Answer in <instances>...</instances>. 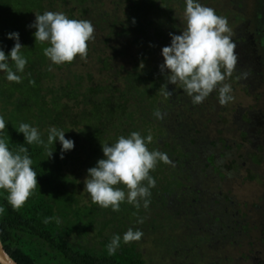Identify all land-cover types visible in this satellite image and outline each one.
<instances>
[{
	"label": "trees",
	"instance_id": "16d2710c",
	"mask_svg": "<svg viewBox=\"0 0 264 264\" xmlns=\"http://www.w3.org/2000/svg\"><path fill=\"white\" fill-rule=\"evenodd\" d=\"M113 1L124 7L127 14L124 26L129 33H135L137 47H143L149 35L146 24H149V13L156 7L155 0ZM102 5V0H0V50L6 55L10 53L16 41L9 39L8 34L17 32L23 46L21 54L27 59L24 72L17 73L22 77L20 83L9 82L6 73L0 72V116L6 121L0 136L7 140L10 150L15 151L21 145L28 148L38 181L33 195L20 209H13L7 202V192L0 190V207L5 209L0 213V239L18 264H145L135 243L123 242L127 231L123 220L125 217L135 222L143 219L156 204L168 200L175 187L170 183L173 179L174 183L179 180L174 178V170L166 175L167 164L158 162L150 172L156 184L150 189L149 207L137 209L121 203L120 216L124 218L117 220L118 228L111 235L103 233L110 220L96 229L94 208L79 205L82 197L79 178L83 175L87 178V170L104 158L102 144L114 143L120 136L127 137L136 131L145 138L152 136V142L147 145L150 151L175 153L168 155L174 158V164L181 165L179 158L185 155L174 149L167 151V144L154 143L162 123L154 112L157 109L162 112L161 104L167 100L161 89L162 75L138 62H133L131 69L118 71L113 67V52L108 56L102 54L118 25L116 19L110 22V33L103 36L101 43L95 46L88 42L87 56H94L97 75L102 77L98 80L91 70L82 73L77 68L79 56L72 63L53 64L43 54V49L50 45L36 41V29L29 27L35 21V13L56 10L70 19L104 23L109 15L101 13ZM9 64L15 71L14 63L9 60ZM21 123L36 127L45 142L49 128L62 129L65 138L74 141V148L64 152L61 159L62 145L57 139L50 146L53 155L48 158L43 146L26 143L23 133L17 131ZM176 169L190 170L186 166ZM180 189L189 192V203L195 201L198 194L194 190L191 192L182 184L177 190ZM47 217H58L60 223L55 220L45 223ZM141 226L142 223L133 230ZM114 235H120L121 242L115 254L109 255L107 245Z\"/></svg>",
	"mask_w": 264,
	"mask_h": 264
},
{
	"label": "rangeland",
	"instance_id": "374dc122",
	"mask_svg": "<svg viewBox=\"0 0 264 264\" xmlns=\"http://www.w3.org/2000/svg\"><path fill=\"white\" fill-rule=\"evenodd\" d=\"M102 1L99 9L109 15V20L104 23L89 20L95 29L90 45L101 43L103 36L110 33V22L116 19L118 25L102 54L108 56L113 52V67L118 71L131 69L133 62H138L162 75L161 89L167 100L161 104V132L154 143L167 144V151L174 149L185 154L179 158L181 165L174 164V158H170L174 166L167 164L166 175L174 170V178L179 180L176 183L172 180L170 185L175 187L168 200L151 208L138 229L143 236L134 243L145 264H264V36L261 32L264 0H199L217 15L227 18L232 39L237 44V55L243 41L249 55L247 59L243 50V63L225 80L231 85L234 97L226 105L219 103L216 91L202 103L193 104L182 85L167 82L169 70L160 71L159 66L164 63L162 48L171 44L169 33L181 35L186 27L183 18L186 0H155L156 7L149 13V24H146L149 35L143 47H137L135 33H129L124 26L127 24L124 7L113 0ZM93 57L88 55L86 60L76 62V66L82 73L91 70L98 80L102 77L97 75ZM178 166L192 169L179 172ZM85 179V175L79 178L82 196L79 205L94 208L96 229L110 220L103 233L114 234L117 220L124 218L120 216L122 206L115 212L110 207L92 204L84 190ZM181 184L199 195L197 203H189L187 190H177ZM197 187L201 194L196 192ZM141 206L144 208L143 201ZM232 214L238 222L236 234L240 225L246 231L236 237L235 243L224 241L215 229L222 222L226 229V219ZM123 223L125 230L141 224L128 217ZM242 250L250 255L240 260L238 254Z\"/></svg>",
	"mask_w": 264,
	"mask_h": 264
},
{
	"label": "clouds",
	"instance_id": "9594fccd",
	"mask_svg": "<svg viewBox=\"0 0 264 264\" xmlns=\"http://www.w3.org/2000/svg\"><path fill=\"white\" fill-rule=\"evenodd\" d=\"M183 18L186 27L182 34L169 33L171 44L162 48L164 63L159 66L161 73L165 69L169 70L167 82L182 85L193 104L202 103L214 91L218 92L221 105L228 104L234 97L231 95V85L225 83V80L235 71L238 55L227 18L217 15L213 8L202 5L199 0H186ZM29 27L36 29V41L50 45L43 49V54L56 65L72 63L77 56L86 60L88 42L95 38L91 21L70 19L59 11L35 13V21ZM8 38L16 42L8 55L0 50V72L6 73L9 82L20 83L22 77L17 73L24 72L27 59L21 54L23 46L19 42V33H9ZM9 60L14 63L15 71ZM51 70L49 66V71ZM154 115L157 119H163L159 109ZM5 128L6 121L0 116V133ZM17 131L23 133L28 145L43 146L48 158L53 155L50 146L57 139L62 145L61 159L64 152L74 148V141L66 139L65 131L57 127L48 129L46 142L39 130L27 123H21ZM151 142L150 134L145 138L133 131L127 137L120 136L114 143L102 144L104 158L87 170L88 177L84 181V190L94 204L102 208L110 207L115 212L120 211V205L125 201L137 209L141 207V201L145 209L149 207L150 189L156 184L150 172L158 162L173 164L166 153L150 151L147 145ZM32 165L33 160L27 147L21 145L15 151L10 150L7 140L0 136V190L7 192V202L13 209H20L37 188V173ZM4 211L0 207V213ZM51 220L60 223L58 217H47L44 222L49 223ZM137 222L143 223V219ZM142 236V231L130 227L122 239L128 244L141 240ZM120 242L121 236L114 235L107 245L109 255L115 254ZM8 259L6 254H0V264H6Z\"/></svg>",
	"mask_w": 264,
	"mask_h": 264
},
{
	"label": "flooded vegetation",
	"instance_id": "af4514ba",
	"mask_svg": "<svg viewBox=\"0 0 264 264\" xmlns=\"http://www.w3.org/2000/svg\"><path fill=\"white\" fill-rule=\"evenodd\" d=\"M261 32H262V34H263V36H264V28H263V30H261ZM246 46V45H245ZM244 46V41H243V45L241 46H239L238 47V53H240V55L238 56V61L240 62V63H237V65H240L241 63H243V50L246 52V58L248 59V53H247V49H246V47ZM193 168H194V166H192ZM192 168H190V170H191ZM203 174H206L205 172H203ZM196 180V179H195ZM204 183H205V181L204 180H202ZM193 182V181H192ZM197 183H198V181H196V182H194L193 184L194 185H197ZM196 192L197 193H200V188L199 187H197V190H196ZM211 192V191H210ZM201 194V193H200ZM197 198H200L199 197V195L198 196H196L195 197V201H193L192 203H197L198 202V199ZM235 219V214H232V215H230V217L228 218V219H226V220H228L227 221V228L226 229H224V223L222 222V223H218V224H216L217 226L215 227V229H217L216 231H217V233L223 238V240L225 241V240H227L228 242H230V243H235V241H236V237L238 236V235H242L243 236V231H245V228L243 227V225H240L239 227H238V235L236 234V232H237V229H236V225L238 224V222L237 221H235L234 220ZM204 232H205V230H204ZM246 232V231H245ZM225 238V239H224ZM182 248H184V246H182ZM187 255V254H186ZM239 256H240V260L241 259H243V257L244 256H249L250 254H249V252H243V250L242 251H240L239 252V254H238ZM188 257V256H187ZM192 258L193 257H191V260H192ZM191 260H190V262H191ZM194 260V259H193Z\"/></svg>",
	"mask_w": 264,
	"mask_h": 264
},
{
	"label": "water",
	"instance_id": "95a60500",
	"mask_svg": "<svg viewBox=\"0 0 264 264\" xmlns=\"http://www.w3.org/2000/svg\"><path fill=\"white\" fill-rule=\"evenodd\" d=\"M6 254L7 257L9 258L8 261H6V264H18L8 253L7 251L5 250V248L3 247V244L1 242V239H0V254Z\"/></svg>",
	"mask_w": 264,
	"mask_h": 264
}]
</instances>
